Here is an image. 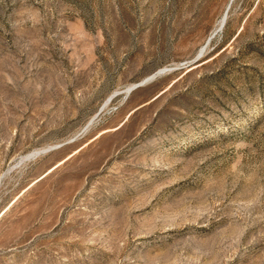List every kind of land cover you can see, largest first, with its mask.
<instances>
[{"label": "rangeland", "instance_id": "374dc122", "mask_svg": "<svg viewBox=\"0 0 264 264\" xmlns=\"http://www.w3.org/2000/svg\"><path fill=\"white\" fill-rule=\"evenodd\" d=\"M0 264H264V0H0Z\"/></svg>", "mask_w": 264, "mask_h": 264}, {"label": "water", "instance_id": "95a60500", "mask_svg": "<svg viewBox=\"0 0 264 264\" xmlns=\"http://www.w3.org/2000/svg\"><path fill=\"white\" fill-rule=\"evenodd\" d=\"M196 62V61H195ZM195 62H193L191 65H188V67L190 66V68H192L194 65V63ZM162 72L163 71H159V72H157L156 74H154L153 76H151V77H149V78H147L146 80H144V81H142V82H140V83H138V84H136L127 94H130L131 92H133L134 90H136V89H138V88H140V87H144L145 85H147V84H149L150 82H152V81H154L157 77H158V75H160V74H162ZM127 92V91H126ZM65 144H67V143H65ZM65 144H60V145H58V146H55V147H52V148H49V149H47V150H45V151H43V152H50V151H53V150H56V149H59V148H61L62 146H64Z\"/></svg>", "mask_w": 264, "mask_h": 264}, {"label": "bare ground", "instance_id": "6f19581e", "mask_svg": "<svg viewBox=\"0 0 264 264\" xmlns=\"http://www.w3.org/2000/svg\"><path fill=\"white\" fill-rule=\"evenodd\" d=\"M153 76V75H152ZM135 86V85H134ZM134 86H132L131 88H129L128 90H127V93L134 87ZM28 158V157H27Z\"/></svg>", "mask_w": 264, "mask_h": 264}]
</instances>
